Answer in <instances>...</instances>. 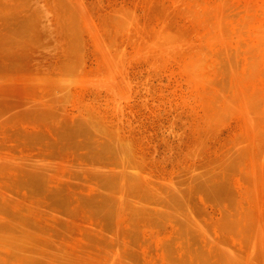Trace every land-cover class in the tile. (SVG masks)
<instances>
[{
	"label": "rangeland",
	"instance_id": "rangeland-1",
	"mask_svg": "<svg viewBox=\"0 0 264 264\" xmlns=\"http://www.w3.org/2000/svg\"><path fill=\"white\" fill-rule=\"evenodd\" d=\"M0 264H264V0H0Z\"/></svg>",
	"mask_w": 264,
	"mask_h": 264
}]
</instances>
